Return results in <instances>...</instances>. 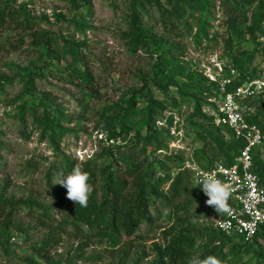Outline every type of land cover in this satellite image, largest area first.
Wrapping results in <instances>:
<instances>
[{
	"label": "rangeland",
	"instance_id": "obj_1",
	"mask_svg": "<svg viewBox=\"0 0 264 264\" xmlns=\"http://www.w3.org/2000/svg\"><path fill=\"white\" fill-rule=\"evenodd\" d=\"M4 1L26 10L36 22V30L51 36L55 57L50 59L42 47L34 46L32 38L22 32L12 31L3 37L6 47L0 51V198L34 196L52 207L61 227L62 240L61 245L52 252L55 260H62L64 264H117L120 258L118 252L124 244L100 240L96 237V225L73 222L68 212L70 202H66L63 208L57 207L53 188L59 185L55 182L63 173L60 170L61 162L67 157L84 163L109 147L108 137L116 123L117 108L125 106L130 92L141 87V77L152 73L160 50L179 44L180 53L184 54L179 64L186 67V75L189 70L204 76L206 73L215 74L219 65L230 63L221 58L222 39L218 48L208 41L202 44L197 42L203 25V39L209 36L211 40L216 34L226 37L227 30L238 32L245 29L248 21L245 17L234 18L228 26L225 25L227 17L221 5L223 0L212 1L215 5L211 7L208 17L206 4L202 0L177 2L171 10L188 25V29H183L181 33L191 32V36L176 39V32L169 35L159 23L158 14L149 11L143 15V28L150 40L155 38L159 41L160 47H153L156 56L151 59L143 52L132 55L128 42L122 39V34L127 30L125 19L128 8L135 0ZM237 1L231 0L233 3ZM241 8L243 11L249 10L247 0H243ZM245 38V35L241 37L243 43L236 49L253 52L255 45L245 42ZM65 40L80 46V62H74L66 53L68 45H65ZM262 50H257L255 66H259L264 73ZM86 69L94 76V97L79 85L78 74ZM26 71L40 75L34 77V85L30 87L25 79ZM178 81L180 84L185 82L183 78H178ZM151 88L150 99L166 101L165 95L156 87ZM174 98L179 102L181 100L177 89L171 87L167 100L171 103ZM217 102L213 101L218 106ZM145 106L142 103L127 118V122L143 135L147 134L144 127ZM203 112L211 118L218 115L212 106L203 105ZM193 113L190 102L181 105L178 110H170L164 119L159 120L157 126L160 134H163L159 140L164 144L159 154L183 153L185 160L193 159L202 166H208L209 162L215 165L232 160L234 157L227 154L238 149L236 144L222 134L227 140L213 145V130L204 127L203 134L191 124ZM51 123L59 125L61 130L54 133ZM125 154L131 162L142 160L138 149H127ZM258 158L264 162V152ZM6 184L8 188L3 191ZM205 201L200 196L192 206L191 214L197 224L214 226L213 216L216 212ZM152 213L154 226L140 229L142 238L133 243L129 264H133L141 254L150 256L142 264L154 260L151 247L154 243L162 242L163 228L171 226L170 212L162 204L155 205ZM19 223L25 228V233L12 230L7 237L0 238V264H47L38 251L45 231L32 229L35 221L25 214L20 216ZM81 243L89 245L82 250L84 259H76L81 252ZM232 245L241 246V243L233 239ZM260 247L264 249V240L260 241ZM218 258L223 264H264V259L254 251H233L231 246Z\"/></svg>",
	"mask_w": 264,
	"mask_h": 264
},
{
	"label": "trees",
	"instance_id": "obj_2",
	"mask_svg": "<svg viewBox=\"0 0 264 264\" xmlns=\"http://www.w3.org/2000/svg\"><path fill=\"white\" fill-rule=\"evenodd\" d=\"M190 0H135L128 8V15L125 19L127 30L122 34V39L128 42L132 55L143 52L154 59L153 47L160 49L159 41L155 38L149 39L148 32L143 28V15L149 11H155L159 16V23L169 35L176 39H185L191 36L187 23L182 21L172 12L171 7L175 3H185ZM206 4V15L215 5L213 0H202ZM243 0L236 3L231 0H223L222 8L227 17L225 25H229L236 18L245 17L247 26L243 30L233 32L227 30V36L216 34L211 40L209 36L205 39V24L199 34L198 43L208 41L209 44L220 46L223 42L222 59L228 60L240 74V84L251 81L256 77H262L263 71L255 66L257 50L262 48L264 54V0H247L248 11L241 8ZM213 3V4H212ZM251 17L248 18V15ZM205 23V21H204ZM244 26V25H243ZM36 22L24 9H19L11 4L0 0V51L5 49L3 37L12 31L22 32L32 38L36 47H42L44 53L50 58L55 57V48L52 38L45 32L36 30ZM179 32L181 34H179ZM245 35V42L255 45V50H237L240 46L241 37ZM261 39L263 42H261ZM68 45L66 53L74 62L81 61L80 46L64 41ZM169 45V44H168ZM211 46V45H210ZM179 44L169 45L167 50H160L157 55V62L152 68V73L141 77V87L131 91L125 106L118 107L116 123L113 131L108 137L110 145L101 154L82 163L85 171L90 173V183L94 185L87 207H80L66 198V189L58 185L53 188V198L58 202L57 207L63 208L66 202H70L69 217L73 222L87 226H97L96 237L100 240L107 239L116 245L122 243L123 249L119 250L120 258L117 264H129L132 254L133 243L139 238V231L143 226L153 227L155 223L152 208L162 204L169 212L171 226L163 228L161 243H154L151 251L154 260L148 264H187L188 259L193 255L201 257L208 255L221 256L231 246L233 251L245 250L247 253H254L264 259V249L260 247V241L264 240V227L251 243H245L236 236H228L211 225H202L194 222L191 208L196 200L203 196V191L197 189L192 183V177L185 167L188 161L184 154L167 152L164 156L159 154L163 151L164 144L159 140L160 134L157 123L164 119L170 110H178L181 105L192 103L194 113L191 124H194L204 134V127L213 130L214 137L211 138L213 145H220L227 137L235 143L234 134L226 127L217 126L216 118H211L203 112V105L212 106L218 113L217 104L213 101L219 99L218 85L211 82L206 76L195 70H189L179 64V59L184 57L180 53ZM228 65V66H229ZM176 70V73H174ZM27 85H34V77L39 74H31L26 71ZM79 85L85 89L91 97L95 96L92 89L94 76L91 72L81 70L78 74ZM178 78H183L184 83L180 84ZM156 87L166 101L150 99L151 87ZM171 87H175L178 98L168 102V94ZM142 103H145L144 127L147 134L143 135L127 122V118L134 114ZM264 93L253 103L254 112L248 114L250 122L259 125L264 130ZM22 121L25 120L22 118ZM200 125V126H199ZM54 133L61 128L51 123ZM222 134L226 136H222ZM138 149L141 151L142 160L131 162L128 160L125 151ZM234 151V152H233ZM238 149L232 150L227 155L234 158L227 160L225 164L233 165L237 157ZM1 160V159H0ZM63 174L66 176L77 160L65 158L62 162ZM202 166V165H201ZM214 166L209 162L206 168ZM255 167L257 174L264 179V163L255 156ZM59 170V169H58ZM50 175H48L49 178ZM50 184V183H49ZM8 185H4V190ZM25 214L35 221L34 230L43 229L45 234L39 254L43 256L47 264H64L62 260H55L52 252L61 245V227L59 226L51 206L40 199L29 196L19 199L0 198V238H5L12 230L25 233L26 230L19 223V218ZM233 239H238L239 245H232ZM89 245V244H88ZM87 244L81 243L80 254L76 259H84L83 248ZM130 245V246H129ZM149 255L141 254L133 264H142L149 259ZM94 261L95 258H88Z\"/></svg>",
	"mask_w": 264,
	"mask_h": 264
},
{
	"label": "built area",
	"instance_id": "obj_3",
	"mask_svg": "<svg viewBox=\"0 0 264 264\" xmlns=\"http://www.w3.org/2000/svg\"><path fill=\"white\" fill-rule=\"evenodd\" d=\"M205 76L218 85L216 125L234 134L238 153L233 165L219 163L206 168L192 160L185 170L190 172L192 183L199 190L195 181L202 173H212L231 186L229 211H215L214 227L251 243L264 227V185L255 167L256 152L264 149V130L250 122L247 116L253 112V103L264 93V73L262 77L240 84L239 72L221 64L215 74L206 73Z\"/></svg>",
	"mask_w": 264,
	"mask_h": 264
},
{
	"label": "clouds",
	"instance_id": "obj_4",
	"mask_svg": "<svg viewBox=\"0 0 264 264\" xmlns=\"http://www.w3.org/2000/svg\"><path fill=\"white\" fill-rule=\"evenodd\" d=\"M90 173L85 171L82 163H76L72 170L55 182L66 189V198L80 207H87L89 198L94 191V185L89 182ZM195 183L207 197L205 203L214 208L217 213L229 211L228 201L231 197V186L219 180L212 173H202L197 176ZM187 264H223L215 255L201 257L191 256Z\"/></svg>",
	"mask_w": 264,
	"mask_h": 264
},
{
	"label": "crops",
	"instance_id": "obj_5",
	"mask_svg": "<svg viewBox=\"0 0 264 264\" xmlns=\"http://www.w3.org/2000/svg\"><path fill=\"white\" fill-rule=\"evenodd\" d=\"M264 152V149H262V150H259V151H257L256 152V157H258V156H261V153H263ZM263 162V161H262ZM264 163V162H263ZM263 180V185H264V179H262Z\"/></svg>",
	"mask_w": 264,
	"mask_h": 264
}]
</instances>
